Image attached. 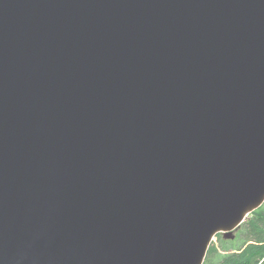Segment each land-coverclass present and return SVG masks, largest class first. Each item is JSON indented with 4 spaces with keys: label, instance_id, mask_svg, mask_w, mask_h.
<instances>
[{
    "label": "water",
    "instance_id": "95a60500",
    "mask_svg": "<svg viewBox=\"0 0 264 264\" xmlns=\"http://www.w3.org/2000/svg\"><path fill=\"white\" fill-rule=\"evenodd\" d=\"M264 204V0H0V264H204Z\"/></svg>",
    "mask_w": 264,
    "mask_h": 264
},
{
    "label": "trees",
    "instance_id": "16d2710c",
    "mask_svg": "<svg viewBox=\"0 0 264 264\" xmlns=\"http://www.w3.org/2000/svg\"><path fill=\"white\" fill-rule=\"evenodd\" d=\"M217 238L204 264H264V205L237 230L234 240Z\"/></svg>",
    "mask_w": 264,
    "mask_h": 264
},
{
    "label": "rangeland",
    "instance_id": "374dc122",
    "mask_svg": "<svg viewBox=\"0 0 264 264\" xmlns=\"http://www.w3.org/2000/svg\"><path fill=\"white\" fill-rule=\"evenodd\" d=\"M263 205H264V204H263ZM263 205H262V206H263ZM262 206H261V207H262ZM258 209H259V208H258ZM258 209H257V210H258ZM255 211H256V210H255ZM251 214H252V213H251ZM251 214H250V215H251ZM249 217H250V216H249ZM249 217H248V219H249ZM246 222H247V221H246ZM243 224H244V223H243ZM243 224H242V225H243ZM242 225H241V226H242ZM239 228H240V227H239ZM239 228H238V229H239ZM238 229H237V230H238ZM237 230H235V232H234V235H235V236H236ZM218 235H222L223 237H225V233H220V234H218ZM218 235H217V236H218ZM217 236H216V238H215L214 241H213V242L216 243V244H218V238H217ZM224 239H226V238H224ZM234 239H235V238H234ZM234 239H231V240H234Z\"/></svg>",
    "mask_w": 264,
    "mask_h": 264
}]
</instances>
